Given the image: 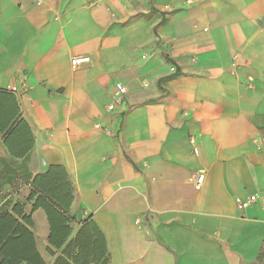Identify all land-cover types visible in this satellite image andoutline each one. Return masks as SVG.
Here are the masks:
<instances>
[{"label": "crops", "instance_id": "obj_1", "mask_svg": "<svg viewBox=\"0 0 264 264\" xmlns=\"http://www.w3.org/2000/svg\"><path fill=\"white\" fill-rule=\"evenodd\" d=\"M19 78L33 143L13 157L0 132V214L24 205L45 264L62 248L27 198L55 165L68 241L94 223L98 264H258L264 0H0V89ZM115 82L127 91L109 110Z\"/></svg>", "mask_w": 264, "mask_h": 264}, {"label": "trees", "instance_id": "obj_2", "mask_svg": "<svg viewBox=\"0 0 264 264\" xmlns=\"http://www.w3.org/2000/svg\"><path fill=\"white\" fill-rule=\"evenodd\" d=\"M0 132L3 144L13 157H22L31 148L33 139L26 121L20 117L14 95L0 89ZM72 187L62 166H50L37 174L27 201L32 210L41 209L49 226L48 243L62 248L54 264H98L105 258V240L92 222H85L76 236L68 241L72 219L68 209ZM33 223L24 205L16 203L12 211L0 214V264H45L36 249ZM52 251L50 250V253ZM264 255V240L258 260Z\"/></svg>", "mask_w": 264, "mask_h": 264}, {"label": "built area", "instance_id": "obj_3", "mask_svg": "<svg viewBox=\"0 0 264 264\" xmlns=\"http://www.w3.org/2000/svg\"><path fill=\"white\" fill-rule=\"evenodd\" d=\"M89 61V58L86 56H78V57H73L70 61V64L73 68L77 67L78 65L82 63H86ZM233 64V63H232ZM234 65V64H233ZM26 89V81L24 78H19L18 79V85H9L7 87V90L11 93H18L20 91H24ZM126 87L120 83V82H115L114 83V92L112 94V101L109 105H107V108L109 110H114L117 105H120L123 102L124 95L126 94ZM190 142H193L192 139H190ZM204 179L203 174H198L195 178V187L200 188L202 185ZM253 197L249 199L248 202H251ZM243 206V203L238 204V208H241Z\"/></svg>", "mask_w": 264, "mask_h": 264}, {"label": "rangeland", "instance_id": "obj_4", "mask_svg": "<svg viewBox=\"0 0 264 264\" xmlns=\"http://www.w3.org/2000/svg\"><path fill=\"white\" fill-rule=\"evenodd\" d=\"M258 264H264V255L258 260Z\"/></svg>", "mask_w": 264, "mask_h": 264}]
</instances>
